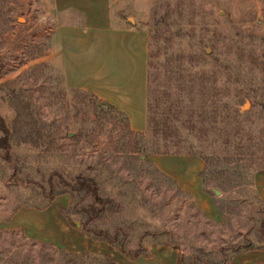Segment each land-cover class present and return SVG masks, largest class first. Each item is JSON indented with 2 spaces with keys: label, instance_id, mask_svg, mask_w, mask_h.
<instances>
[{
  "label": "rangeland",
  "instance_id": "rangeland-1",
  "mask_svg": "<svg viewBox=\"0 0 264 264\" xmlns=\"http://www.w3.org/2000/svg\"><path fill=\"white\" fill-rule=\"evenodd\" d=\"M113 16L147 30L149 101L167 117L164 135L130 131L114 107L65 84L51 37L57 19L44 0H0V137L6 130L9 143L0 147V223L66 190L64 214L81 224L79 209L91 197L74 182L84 176L119 205L90 223L121 227L126 237L115 247L169 242L186 261L204 264L247 241L258 246L264 202L253 175L264 167V0H116ZM152 146L200 155L204 186L226 202L222 222L156 168ZM95 256L0 226V264H103Z\"/></svg>",
  "mask_w": 264,
  "mask_h": 264
},
{
  "label": "crops",
  "instance_id": "crops-1",
  "mask_svg": "<svg viewBox=\"0 0 264 264\" xmlns=\"http://www.w3.org/2000/svg\"><path fill=\"white\" fill-rule=\"evenodd\" d=\"M116 0H44L56 24L51 37L60 55L64 82L90 91L126 119L130 131L144 133L147 127L148 33L137 23L114 19ZM150 161L189 194L200 211L216 222L224 220L214 196L199 175L204 162L188 153H152ZM253 187L264 202V167L255 171ZM66 193L53 197L44 207L21 206L0 223L2 229L20 230L26 236L70 252L106 256L117 264H176L178 249L151 242L147 253L129 258L114 245L93 239L81 231V224L69 221ZM229 264H264V248L233 254Z\"/></svg>",
  "mask_w": 264,
  "mask_h": 264
},
{
  "label": "trees",
  "instance_id": "trees-1",
  "mask_svg": "<svg viewBox=\"0 0 264 264\" xmlns=\"http://www.w3.org/2000/svg\"><path fill=\"white\" fill-rule=\"evenodd\" d=\"M148 62H149V58H148ZM148 67H149V63H148ZM149 82H150V74H149V68H148L147 127H146V130L149 133H151L153 136H157L158 134L164 135L165 134L164 130H166V127H167L166 124H164V122L166 123L167 117H165L163 120L161 115L158 114L155 111V109H153L151 107V103L149 101V95H150ZM160 119L163 122H161ZM3 131H4V135L2 137H0V147L6 149L9 146L8 138H7L8 132L6 130H3ZM149 153H188V154L199 155V154H197L195 152H191V151L183 152V151L178 150V149L170 150L166 146H164V149H162V150H160L157 146H152V148L150 149L148 154ZM199 175H200V177H202V180L203 179L205 180V178L202 176V170L200 171ZM60 180H61V178H60ZM74 183H75L74 189L84 190V193L91 197V201L86 206H82L79 209L86 214L85 220L81 223V231L90 238L103 240V241H106V242H108L114 246H115V243L117 242V240L119 239L120 235H122V237H123L122 239L124 242L126 234L121 227H117L114 231L110 232L107 229H103V228H99V227L90 225V223L95 221L96 219H98L105 212V210L107 208L114 206L116 209H119V205L117 203H114V201L110 197H101L98 193L97 183L91 177L77 176ZM213 186L219 187V185H217V184L213 185ZM204 188L208 193H210L214 196V194L212 192H210L207 187L204 186ZM63 192H66V190H63L60 193H63ZM213 198H214V202L216 203V206L218 207V209H220L221 211L226 213V207H225L226 202H225V200L220 199L219 197H215V196ZM62 211L65 212L64 209H62ZM149 234H151V232H145V233L141 234V237H144L145 235H149ZM258 235L260 237L258 246L252 244V242L247 241L245 244L234 248L232 250V254L228 258H224L221 262H217V263H204L203 262V263L204 264H229L230 257L235 253L245 251V250H249V249H253L255 247H263L264 248V219L261 220V222H260V226L258 229ZM165 244L170 245L169 242L165 243ZM171 246L173 248H178L176 245H173V244ZM116 248L120 252H122L126 256H128L129 258H133V257H136L140 254H146L147 253L146 245L141 246V247H136L134 249H127L125 247V245L123 243H121ZM223 251H224V248H220V252L222 253ZM84 253H87V252H84ZM95 257L98 260H100L103 264H117L113 260H111L110 258H108L106 256L96 255ZM196 260H198V258L192 257V258H190L189 261H186L184 255L179 254L176 264H195Z\"/></svg>",
  "mask_w": 264,
  "mask_h": 264
},
{
  "label": "water",
  "instance_id": "water-1",
  "mask_svg": "<svg viewBox=\"0 0 264 264\" xmlns=\"http://www.w3.org/2000/svg\"><path fill=\"white\" fill-rule=\"evenodd\" d=\"M210 190L216 195V196H219L220 195V190L218 188H210ZM75 223L77 225H79V222L78 221H75Z\"/></svg>",
  "mask_w": 264,
  "mask_h": 264
}]
</instances>
